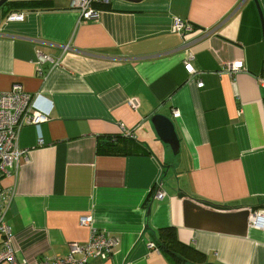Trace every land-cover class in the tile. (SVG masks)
Wrapping results in <instances>:
<instances>
[{"label": "crops", "instance_id": "crops-1", "mask_svg": "<svg viewBox=\"0 0 264 264\" xmlns=\"http://www.w3.org/2000/svg\"><path fill=\"white\" fill-rule=\"evenodd\" d=\"M96 7L95 19L70 0L0 7V92L20 84L47 116L20 128L26 159L0 174V189L14 188L16 260L66 255L96 230L114 244L89 264H264V218L249 219L264 217V0ZM12 12L24 19L8 21ZM176 19L193 32L175 31ZM37 50L59 64L38 72ZM236 60L243 69L227 73ZM155 114L172 121L176 154Z\"/></svg>", "mask_w": 264, "mask_h": 264}, {"label": "built area", "instance_id": "built-area-1", "mask_svg": "<svg viewBox=\"0 0 264 264\" xmlns=\"http://www.w3.org/2000/svg\"><path fill=\"white\" fill-rule=\"evenodd\" d=\"M108 0H70V6L76 8L83 19H95L100 14V9L96 4H107ZM8 21H22L24 15L21 12H12L7 15ZM174 29L181 35L190 34L194 27L185 21L176 19ZM63 51L68 45L62 47ZM191 56L188 55V58ZM50 63L53 67L59 64L58 60L40 50L36 51V64L38 72H41V65ZM184 69L188 73H193V67L189 61L184 63ZM243 69L241 60H236L225 65V71L230 74L237 73ZM263 83V82H262ZM202 82H197L201 86ZM35 97L32 94L22 90L20 84L14 83L10 90L0 92V174L8 170L17 173L22 159H26L27 149L19 148L17 138L20 128L23 125H36L47 120V116L34 108ZM133 107L135 102L130 103ZM179 112L173 111V117H178ZM42 139L38 144H42ZM14 195V188L0 189V264H30L25 260L18 261L14 255L13 233L6 221V213ZM164 192L158 189L155 197L162 198ZM250 216V223L259 225L262 221L263 214L260 212L253 213ZM90 217H81L82 224H88ZM114 240L106 237L99 231H92L89 241L80 245L71 243L69 253L66 255H56L51 258H43L31 264H89L91 261H100L108 257Z\"/></svg>", "mask_w": 264, "mask_h": 264}, {"label": "water", "instance_id": "water-1", "mask_svg": "<svg viewBox=\"0 0 264 264\" xmlns=\"http://www.w3.org/2000/svg\"><path fill=\"white\" fill-rule=\"evenodd\" d=\"M6 1L8 0H0V7ZM261 22H262V19H261ZM263 39H264V30H263ZM263 43H264V40H263ZM150 122L152 123L158 138L164 143L168 144L172 153L176 154L179 151V141H178L176 132L174 130V125L172 121L163 115L155 114L151 116Z\"/></svg>", "mask_w": 264, "mask_h": 264}, {"label": "trees", "instance_id": "trees-1", "mask_svg": "<svg viewBox=\"0 0 264 264\" xmlns=\"http://www.w3.org/2000/svg\"><path fill=\"white\" fill-rule=\"evenodd\" d=\"M96 5H100V4H96ZM117 137V136H116ZM115 137V138H116ZM115 138H112L111 140H109V142H110V144L111 145H100V147H102V149H104V151H105V153H106V151H107V149H109V153H110V150H111V152L114 154L115 153V151L116 150H114V148H116L115 146H116V142H117V140L115 139ZM116 140V142L114 143L113 141H115ZM108 143V142H107Z\"/></svg>", "mask_w": 264, "mask_h": 264}]
</instances>
